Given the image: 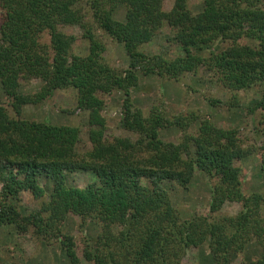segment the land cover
<instances>
[{
    "label": "trees",
    "instance_id": "obj_1",
    "mask_svg": "<svg viewBox=\"0 0 264 264\" xmlns=\"http://www.w3.org/2000/svg\"><path fill=\"white\" fill-rule=\"evenodd\" d=\"M191 1L0 0V88L16 113L0 99V228L58 241L70 264H182L187 248L207 241L210 264H231L252 241L261 256L251 264H264V195L245 189L242 165L257 153L264 169V140L248 146L242 128L198 111L168 114L160 104L146 113L132 97L141 76L179 82L203 68L230 93L229 108H239L240 91L259 88L246 109L260 117L257 134L264 135V0ZM164 26L183 54L140 49ZM104 34L123 45L126 68L108 59ZM83 41L88 53H74ZM33 79L40 89L22 91ZM70 88L76 108L88 112L86 150L79 126L20 116L24 106ZM115 91L124 95L120 122L131 135L111 132L103 115ZM169 129L180 132L178 141L163 137ZM196 171L213 182L212 200L203 213L182 218L166 185L188 188ZM76 172L97 181L71 185L67 174ZM30 197L41 204L26 211ZM228 201L239 203L236 214L222 212ZM70 214L99 225L96 237L65 232Z\"/></svg>",
    "mask_w": 264,
    "mask_h": 264
},
{
    "label": "rangeland",
    "instance_id": "obj_2",
    "mask_svg": "<svg viewBox=\"0 0 264 264\" xmlns=\"http://www.w3.org/2000/svg\"><path fill=\"white\" fill-rule=\"evenodd\" d=\"M199 0H192L191 4L198 3ZM193 8V7H192ZM124 9H120L117 18H122ZM77 32L79 28L75 29ZM173 31L169 26H164L155 36L154 40L140 47L141 50L152 55L166 52V56L174 57L183 54L180 45L176 44L169 37ZM107 43L106 55L108 59L120 68H126L129 63L127 53L122 44L117 43L107 34H104ZM217 48V45L214 46ZM89 43L83 41L80 45H75L73 52L85 55L88 53ZM209 50H205L209 54ZM42 81L33 79L22 88L24 92H35L40 89ZM77 91L74 88L56 90L54 94L39 104H30L22 108L20 116L25 119L47 121L51 123L71 124L79 126L81 130V141L79 148L86 150L91 148L89 140V126L87 124L88 112L76 108L75 99ZM260 91L254 87L247 91H240L239 108H229L227 101L230 93L222 87L210 81V73L201 68L197 74L189 73L181 81L157 76H141L140 83L132 90V97L136 106L142 108L144 112H149L153 105H160L165 108L168 114L187 113L198 111L202 115H207L215 120L220 126L225 128L240 127L250 136L246 145L252 143L260 145L264 140V135H258L259 116L248 114L246 107L255 99L259 98ZM123 93L115 91L109 96L103 115L107 118L108 128L117 135H131L130 132L121 126V105ZM0 99L9 109L12 115H16L8 100L0 88ZM210 99L221 101L217 106L212 105ZM163 137L166 140L178 141L180 132L175 129L165 130ZM245 170V189L248 192L261 191L264 195V169L261 168L260 159L257 153L250 155L242 161ZM66 181L74 186L86 187L90 183L97 181L92 172L68 173ZM42 186L50 187L52 182L46 178L41 180ZM213 182L203 172L196 171L192 182L188 188H183L176 184H167L166 187L172 195L174 205L179 210L182 218H191L196 214L203 213L212 200L211 187ZM45 198V197H44ZM41 200L33 197L28 198L23 203V209L31 211L40 207ZM240 210L237 202H226L222 212L234 215ZM78 216L70 214L63 224L65 232L75 236L96 237L100 231L99 225L92 222L81 224ZM247 246L243 253H240L231 264H251L252 260L261 256V249L254 244V241ZM212 257L210 254L209 241L200 247L187 248L182 258V264H210ZM70 264L65 251H63L56 240L47 243L45 240L36 237L33 232L19 235L14 226L8 225L0 228V264Z\"/></svg>",
    "mask_w": 264,
    "mask_h": 264
}]
</instances>
